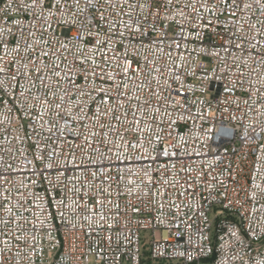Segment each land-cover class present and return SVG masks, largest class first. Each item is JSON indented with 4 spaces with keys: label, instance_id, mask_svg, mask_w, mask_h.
I'll return each instance as SVG.
<instances>
[{
    "label": "built area",
    "instance_id": "1",
    "mask_svg": "<svg viewBox=\"0 0 264 264\" xmlns=\"http://www.w3.org/2000/svg\"><path fill=\"white\" fill-rule=\"evenodd\" d=\"M0 69V264H264V0H0Z\"/></svg>",
    "mask_w": 264,
    "mask_h": 264
},
{
    "label": "snow or ice",
    "instance_id": "2",
    "mask_svg": "<svg viewBox=\"0 0 264 264\" xmlns=\"http://www.w3.org/2000/svg\"><path fill=\"white\" fill-rule=\"evenodd\" d=\"M0 71H2V69H0ZM57 75H59V73H56ZM100 92H104V89H100L99 90ZM101 100H102V102H104V96H101Z\"/></svg>",
    "mask_w": 264,
    "mask_h": 264
}]
</instances>
